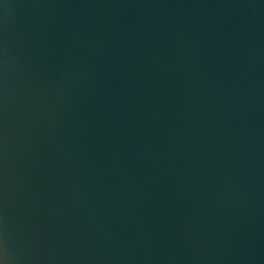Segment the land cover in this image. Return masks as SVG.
<instances>
[{
  "label": "water",
  "instance_id": "1",
  "mask_svg": "<svg viewBox=\"0 0 264 264\" xmlns=\"http://www.w3.org/2000/svg\"><path fill=\"white\" fill-rule=\"evenodd\" d=\"M5 264H264V0H0Z\"/></svg>",
  "mask_w": 264,
  "mask_h": 264
},
{
  "label": "clouds",
  "instance_id": "2",
  "mask_svg": "<svg viewBox=\"0 0 264 264\" xmlns=\"http://www.w3.org/2000/svg\"><path fill=\"white\" fill-rule=\"evenodd\" d=\"M0 264H5L3 259H0Z\"/></svg>",
  "mask_w": 264,
  "mask_h": 264
}]
</instances>
